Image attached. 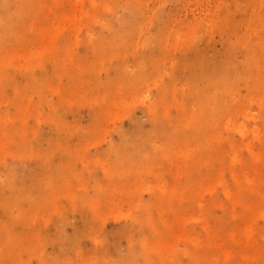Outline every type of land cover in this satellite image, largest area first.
Here are the masks:
<instances>
[{
	"label": "rangeland",
	"instance_id": "1",
	"mask_svg": "<svg viewBox=\"0 0 264 264\" xmlns=\"http://www.w3.org/2000/svg\"><path fill=\"white\" fill-rule=\"evenodd\" d=\"M66 1H73L75 12L72 25L67 23L62 27L51 44L59 54L53 59L13 61L6 68L17 83L25 82L29 69L33 71V81L40 82L44 78L46 81L39 92L31 93L33 100L29 112H24L20 121L12 116L8 122L9 127L22 124L30 127L27 137L32 154L30 159L18 164L19 171L24 176L29 169L33 174L40 169V176L44 162L50 168L65 166L67 174L66 184L56 191L54 207L43 204L40 208L43 224L31 225L25 234L33 236L23 241L25 245L15 246V251L23 264H159V249L152 254L150 249L156 244L159 231L164 229L163 222L175 225V217L182 216L185 219L181 225L183 230L200 235L202 228L198 217L202 216V209L197 201L205 204L211 193L202 190L197 196L194 194L196 199H191L189 191H183L181 199L172 201V210L159 212V201H154L153 192L159 195L165 190L163 195L170 197L167 190L176 186L182 191L183 165L188 172H193L191 180H196L199 172L206 174L207 169L197 151L188 167L187 158L198 150L200 142L191 141L180 152L157 155L153 147L159 148L162 144V131H167L169 125L159 126V120L151 119L148 110H156L159 99L167 105L171 101L167 106L171 118L182 111L180 103H184L187 112L199 109L204 107L206 95L205 89L202 91L199 86L210 83L209 80L225 71L232 73L234 78L238 73L243 74L253 43L258 36L264 35L258 30L260 25L264 26L261 16L264 0H145L152 23L134 32L131 22L141 19L125 10L123 0H106L98 9H91L89 0ZM44 4L51 6L50 0H44ZM86 8L91 14L88 18L83 16ZM25 10L23 20L36 27L39 19L35 20L34 14L30 17L29 10ZM48 25H41V29L49 30ZM27 35L30 38L34 31ZM175 35L188 40L173 43ZM148 37L150 42L143 45ZM252 38L254 41L250 44ZM137 63L151 74L136 88H128L120 82L117 69L125 64L133 69ZM255 77L261 95L248 106L258 112L259 103L264 105L262 63L254 74L248 71L240 77L236 94L249 93L248 84H254ZM79 79L85 88L77 93L72 88L77 86ZM30 81L33 82L32 78ZM99 91L109 100L113 96L117 98L113 106L102 101V96L97 94ZM1 92L0 116L13 115L12 83L7 86L2 81ZM102 105L110 109L109 116L96 127L99 123L96 116ZM50 106L55 108V116L62 121V127L57 128L56 121L46 117ZM235 120L241 122L243 118L239 115ZM255 121L251 118L249 125L253 126ZM34 128H38L36 133L32 131ZM188 128L190 131L191 127ZM153 129L158 132L151 136L153 144L149 145L146 140L140 144L137 137ZM199 132H203L202 126ZM227 134L236 142L250 141L252 151L247 148L240 151L244 163L250 161L251 152H259L262 148L250 134L244 135L234 129ZM146 142L150 159L144 164L143 161L125 163L136 159L138 148L146 146ZM217 144L214 142L213 146ZM59 146L60 150H52ZM123 151L130 159L123 161L125 157L117 155ZM4 160L12 161L10 155ZM226 160L227 166L237 172L240 161H232L230 157ZM263 163L262 158L256 159V169L263 167ZM3 169L0 165L1 172ZM246 174L252 177L250 171ZM216 175L213 187H217V195L225 201L221 183L231 185L233 178L222 166H218ZM208 182L207 177L205 183ZM97 187L102 191H97ZM114 188L115 193L107 194ZM105 196L113 203L107 204ZM241 197L249 203H259L264 209V180L255 182L254 190L244 188ZM144 205L150 208L148 218L143 215ZM236 209L242 214L246 211L241 205ZM215 214L221 215L222 209L216 208ZM132 218H138L141 224L133 225ZM251 223L254 237L257 238L258 231L264 233L262 216L255 217ZM22 226V223L17 224L18 234L24 232ZM151 226L156 228L157 236L151 235ZM257 240L259 246L264 247V238ZM26 245L37 247L36 253L29 254V248H23ZM179 246L184 247V241L180 240ZM209 253L217 255L212 250ZM165 261L166 264H187L188 258L177 251L170 252Z\"/></svg>",
	"mask_w": 264,
	"mask_h": 264
},
{
	"label": "bare ground",
	"instance_id": "2",
	"mask_svg": "<svg viewBox=\"0 0 264 264\" xmlns=\"http://www.w3.org/2000/svg\"><path fill=\"white\" fill-rule=\"evenodd\" d=\"M14 1L0 0V92L2 81H5L7 86L12 83L14 91V94L10 95L13 100L14 114L0 116V165L4 167L3 171H0V264H23L17 256L18 252L15 251V246L22 243L25 245L23 241H28L33 236V234H25V231L29 232L31 225L41 226L43 224V219L39 214L41 206L47 204L53 208L57 195L56 191L62 188L67 181V174L64 171L65 166L61 165L50 168L42 162L43 169H41L40 176H38L40 169H38L37 174H33L29 169L24 176L19 171L18 164L30 159L32 154V147L28 143L27 137V131L30 127L27 124H22L20 127H9L8 122L12 120V116L15 120L20 121L23 113L29 112L28 107L33 100L31 93L34 91L39 92L40 86L45 84L46 81L45 78L41 79L40 82L33 81V71L29 69L25 73L27 76L25 82L17 83L14 76L8 75L6 68L13 61L27 62L33 58L40 60L55 58L59 53H55L56 48L54 49L51 44L54 43V38L59 34L62 27L67 26V23L72 25V16L75 12L74 3L73 1L68 3L66 0H50L51 6L45 7L44 0H18L17 4ZM89 2L88 5L91 9H98L101 4L106 3V0H89ZM122 2V6L129 14L141 19V21L131 22L132 32L144 30L145 26L151 25V14L147 9L145 0H123ZM26 8L30 12V17H33L34 14L35 20L39 19V24L34 28L30 26V23L23 20ZM84 12H86V14H83L85 18L91 15L88 14V8L84 9ZM261 16L264 18V14H261ZM54 21H57V24L53 23ZM47 24H49V30H42V26ZM258 30L264 34V26L260 25ZM33 31L34 35L29 38L27 33ZM253 38L255 39V37ZM253 38L250 40V44L253 43ZM187 40V38L182 40L180 36L175 35L173 43L186 42ZM149 42L150 38L148 37L147 41H143V45H148ZM34 46L37 48L34 49ZM261 63L264 67V35L263 37L258 36L256 43H253L243 74L238 73L234 78L232 73L229 74V71H225L213 80H209L210 83L199 86L202 91L205 89L206 92L204 107L187 112L184 103H180L182 111L171 118L167 111V106L171 104V101L168 105L164 101L165 105L159 99L156 101L157 109L150 108L148 110V116L154 121L159 120V126H162L163 123L169 125L167 131H162V144L158 146L159 148L153 147V151L157 155L159 153L169 155L172 152H180L191 141L200 142L198 150L192 152L187 158L188 167L189 163L194 160L197 151L202 165L206 166L207 169L206 174L199 172L198 178L191 180V177L194 176L193 172H188V169L183 165L180 173L182 179L185 180L182 191H178L175 186L167 190L170 197L163 195L165 190H161L159 195L153 192L154 201H159V212L162 209L172 210V201L181 199L183 191H189L191 199H196L195 196L202 190H208L211 193V197L205 204L201 203V200L197 201L202 209V216L198 217L202 228L200 235H194L190 230H183L181 225L185 222V219L182 216L175 217V225L163 222L164 229L162 232L159 231V237L155 241L156 244L150 249V254L152 252L157 253L159 249V264H166L165 260H167L170 252L177 251L187 256V264H248V262L264 264V247H260L257 240L258 237L264 238V233L258 231L257 238L254 237L251 223L257 216L264 218V209L259 203H249L241 197V191L244 188L254 190V183L264 180V163L259 170L255 167L256 159L262 158L264 160V138L262 137V134L264 135V132H262L264 131V105L259 103L258 112H253L251 107L248 106L254 99L260 98L261 90L257 87L259 81L255 80V77L253 80L255 83L248 84L249 93L245 95L236 94V90L241 84L240 77L248 71L254 74L256 67ZM236 69L235 67V72ZM145 70L141 63H137L133 69L125 64L117 69V76L121 83L128 85V88H136L151 74ZM30 78H32V83ZM84 88L83 82L81 83L79 79V83L72 90L79 93L80 91L83 92ZM97 94L104 95L103 91H99ZM116 100L115 96L110 100L102 96V101L112 106ZM109 111L110 109L108 110L104 105L100 107L96 116L97 122H99L96 127L102 125V120L109 116ZM46 113L48 120L54 119L56 121L57 128L63 126L62 121L57 120L55 116V108L50 106L49 112ZM239 115L243 118L241 122L235 120ZM35 118L39 121V116L36 115ZM251 118L256 120L253 126L249 125ZM200 126L203 127L202 133L199 132ZM188 127H191L190 131ZM233 129L244 135L250 134L262 144L259 152H251L250 161L248 162L244 163L241 160L240 151L243 148L252 151L250 141L236 142L227 134ZM32 131L36 133L38 128H34ZM154 133L158 132L153 129L143 133L137 137V140L140 144L143 140H146L149 141V145H152L151 136ZM147 142L146 146L138 148L136 159L125 163L131 161L146 163L151 156H148L150 150ZM214 142L218 143L216 147L213 146ZM60 149L59 146L52 150L56 152ZM179 152L177 153L178 156L180 155ZM126 153L123 151L117 155L125 157L123 160L125 161L130 159V155H125ZM6 155L11 156V162L7 163L4 160ZM227 157L235 162L240 161L241 166L237 172L234 168L227 166ZM218 166L227 168L233 178L231 185L221 183L222 190L227 198L225 201H222L217 195V187H213V182L217 181ZM247 170L252 173V177L246 174ZM207 177L209 182L205 183ZM100 187H97L96 190L102 191ZM115 189L109 190L107 194L111 193L112 195L115 193ZM7 191L9 192L7 193ZM105 201L107 204L112 202L108 196H105ZM237 205H241L246 210L244 214L236 211ZM216 208L222 209L221 215L215 214ZM148 209H150L149 206L144 205V218H148ZM131 221L136 226L141 224L138 218H132ZM18 223L23 224L22 229H24V232L21 234L17 233ZM150 232L151 235L157 236L155 227L151 226ZM180 240L184 241V247L179 246ZM26 247L29 248V254L36 253L35 249L37 247L23 246V248ZM211 250L217 255L209 253ZM239 259L241 261H238Z\"/></svg>",
	"mask_w": 264,
	"mask_h": 264
}]
</instances>
